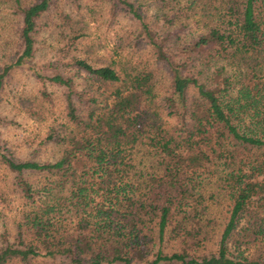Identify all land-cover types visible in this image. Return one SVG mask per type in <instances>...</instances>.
Instances as JSON below:
<instances>
[{"label": "trees", "instance_id": "obj_1", "mask_svg": "<svg viewBox=\"0 0 264 264\" xmlns=\"http://www.w3.org/2000/svg\"><path fill=\"white\" fill-rule=\"evenodd\" d=\"M56 1L14 0L0 87ZM108 2L136 30L116 59L28 66L41 94L60 90L62 117L40 140L51 159L0 142L20 200L0 264H264V0Z\"/></svg>", "mask_w": 264, "mask_h": 264}, {"label": "rangeland", "instance_id": "obj_2", "mask_svg": "<svg viewBox=\"0 0 264 264\" xmlns=\"http://www.w3.org/2000/svg\"><path fill=\"white\" fill-rule=\"evenodd\" d=\"M13 5L14 0H0V65L11 61L18 50L20 15ZM134 26L126 14H112L108 0H57L49 6L38 20L30 62L10 70L0 87V142L14 158L51 159L57 152L40 145V140L48 127L62 117L60 90L47 85L48 95L41 94V86L28 66L69 62L72 56L93 65L107 64L117 57L114 46L123 45L129 36H134ZM138 49L140 56H148L146 47ZM164 73L159 72L158 76L165 83ZM10 176V171L0 166V187L5 188L6 194ZM8 196V201L0 197V231L10 227L20 202L17 195ZM224 211L225 204L218 201L212 204L210 215L222 222Z\"/></svg>", "mask_w": 264, "mask_h": 264}]
</instances>
